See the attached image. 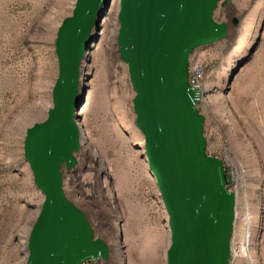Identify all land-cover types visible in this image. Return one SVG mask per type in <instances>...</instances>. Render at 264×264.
Segmentation results:
<instances>
[{"label":"rangeland","instance_id":"rangeland-1","mask_svg":"<svg viewBox=\"0 0 264 264\" xmlns=\"http://www.w3.org/2000/svg\"><path fill=\"white\" fill-rule=\"evenodd\" d=\"M75 2L0 0V264L26 263L44 195L25 160L24 138L52 105L56 32ZM119 7L120 0H109L82 61L85 102L76 121L91 147L81 144L76 165L63 166V190L85 214L94 237L109 247L108 258L84 264H166L168 214L119 55ZM213 19L227 23L228 33L191 52L189 84L201 92L197 110L204 115L206 152L222 159L236 193L231 264H263L264 0H221Z\"/></svg>","mask_w":264,"mask_h":264},{"label":"water","instance_id":"water-1","mask_svg":"<svg viewBox=\"0 0 264 264\" xmlns=\"http://www.w3.org/2000/svg\"><path fill=\"white\" fill-rule=\"evenodd\" d=\"M221 0H120V58L135 91L136 125L168 214L166 264H231L236 193L222 159L207 154L201 92L189 84V56L224 38L213 12ZM224 3L230 0H222ZM109 0H76L58 26V75L46 118L26 130L24 156L44 195L27 242L25 264H84L109 256L85 214L63 190L62 168L76 165L82 61ZM234 18L233 23L237 24Z\"/></svg>","mask_w":264,"mask_h":264},{"label":"bare ground","instance_id":"bare-ground-1","mask_svg":"<svg viewBox=\"0 0 264 264\" xmlns=\"http://www.w3.org/2000/svg\"><path fill=\"white\" fill-rule=\"evenodd\" d=\"M198 90L200 91V89L198 88ZM85 95L83 96V101H82V104L80 105V107L84 104V102H85ZM79 107V108H80ZM79 108H78V110H79ZM83 108V107H82ZM82 108H80V111L79 112H81V110H82ZM81 144H83V147H85V148H87V149H89L91 146H90V143L86 140V138H84V137H82V135H81V137H80V146H81ZM75 156H76V153H75ZM248 215V214H247ZM248 220H249V215H248ZM246 242H249V238H247V240H245ZM232 252H233V249H232V242H231V255H232Z\"/></svg>","mask_w":264,"mask_h":264},{"label":"crops","instance_id":"crops-1","mask_svg":"<svg viewBox=\"0 0 264 264\" xmlns=\"http://www.w3.org/2000/svg\"><path fill=\"white\" fill-rule=\"evenodd\" d=\"M262 100H263V105H264V85L262 89ZM260 258L263 261L264 264V229L262 231V234H260Z\"/></svg>","mask_w":264,"mask_h":264},{"label":"built area","instance_id":"built-area-1","mask_svg":"<svg viewBox=\"0 0 264 264\" xmlns=\"http://www.w3.org/2000/svg\"><path fill=\"white\" fill-rule=\"evenodd\" d=\"M226 182H227V185H228L229 189L231 190L230 182L227 179H226Z\"/></svg>","mask_w":264,"mask_h":264}]
</instances>
